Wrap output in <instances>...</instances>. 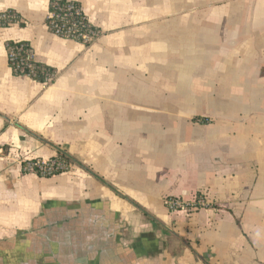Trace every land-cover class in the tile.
<instances>
[{
	"label": "crops",
	"instance_id": "1",
	"mask_svg": "<svg viewBox=\"0 0 264 264\" xmlns=\"http://www.w3.org/2000/svg\"><path fill=\"white\" fill-rule=\"evenodd\" d=\"M0 0V264H264V0ZM54 69L17 77L7 45ZM66 153L39 177L25 160ZM168 199L202 205L170 212Z\"/></svg>",
	"mask_w": 264,
	"mask_h": 264
},
{
	"label": "built area",
	"instance_id": "2",
	"mask_svg": "<svg viewBox=\"0 0 264 264\" xmlns=\"http://www.w3.org/2000/svg\"><path fill=\"white\" fill-rule=\"evenodd\" d=\"M61 1V0H59ZM64 3H52V10L47 17L48 30L55 36L69 41H75L90 46L95 43L102 33L87 18L82 6L75 1L65 0ZM21 22V18L12 11L0 14V27H8ZM7 47L9 65L12 72L15 71L17 77H28L31 79H42L43 84H50L55 81L57 73L55 70H41L36 67V59L32 46L25 42H13ZM40 72V73H38ZM0 149V153H2ZM71 165H67L62 159L55 157L43 160L33 159L23 162V172L25 174H35L39 177H53L58 173L68 172ZM202 202V201H201ZM201 202L187 204L178 199H168L165 201L170 212L190 211L199 207Z\"/></svg>",
	"mask_w": 264,
	"mask_h": 264
},
{
	"label": "trees",
	"instance_id": "3",
	"mask_svg": "<svg viewBox=\"0 0 264 264\" xmlns=\"http://www.w3.org/2000/svg\"><path fill=\"white\" fill-rule=\"evenodd\" d=\"M63 1H65V0H61V1H59V0H52V1L50 2V5H49V11L52 10V6H51L52 3L58 2L59 4H62V3H64ZM76 4L79 5V6H81V5H80L79 3H77V2H76ZM46 23H48V20H46ZM13 44H14V43L11 42V43H9V44L7 45V47L10 46V45H13ZM36 67H37V69H39V71L44 70V69H45V70L51 69L50 67H47V66L41 65V64H39V63H36ZM51 70H52V69H51ZM53 70H54V69H53ZM38 73H40V72H38ZM13 74L16 75L15 71L13 72ZM35 80L38 81V82H43L42 79H35ZM57 156H58V158L62 159V160L68 165V166L71 165L72 160H71V158H70L66 153L62 152L61 150H58V154H57ZM59 174H60V173H58V175H59ZM51 177H52V176H51Z\"/></svg>",
	"mask_w": 264,
	"mask_h": 264
}]
</instances>
